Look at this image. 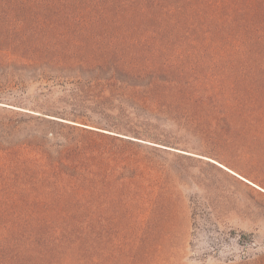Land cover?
<instances>
[{
  "label": "trees",
  "instance_id": "16d2710c",
  "mask_svg": "<svg viewBox=\"0 0 264 264\" xmlns=\"http://www.w3.org/2000/svg\"><path fill=\"white\" fill-rule=\"evenodd\" d=\"M0 74L185 117L234 161L264 148V0H0ZM29 111L0 120V264H171L98 228L144 205L149 138Z\"/></svg>",
  "mask_w": 264,
  "mask_h": 264
},
{
  "label": "rangeland",
  "instance_id": "374dc122",
  "mask_svg": "<svg viewBox=\"0 0 264 264\" xmlns=\"http://www.w3.org/2000/svg\"><path fill=\"white\" fill-rule=\"evenodd\" d=\"M10 87L0 74V120L29 110L57 112L104 129L130 126L132 136L152 140L142 141L138 150L149 165L147 187L138 200L144 205L133 206L130 200L127 214L113 216L104 203L99 208L103 252L112 245L118 254L121 245L134 242L140 250L162 246V257L171 256V264H259L264 256V148L258 147L257 159L234 161L219 155L205 128L185 117L147 108L137 116L119 102L70 93L68 87L29 86L26 93ZM3 104L16 108L3 109ZM109 231L115 234L112 243Z\"/></svg>",
  "mask_w": 264,
  "mask_h": 264
}]
</instances>
